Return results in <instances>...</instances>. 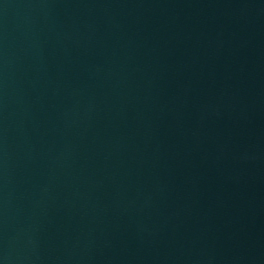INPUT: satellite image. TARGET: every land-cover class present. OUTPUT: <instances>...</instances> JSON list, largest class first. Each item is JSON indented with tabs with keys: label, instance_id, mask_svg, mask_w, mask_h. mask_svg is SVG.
<instances>
[{
	"label": "water",
	"instance_id": "obj_1",
	"mask_svg": "<svg viewBox=\"0 0 264 264\" xmlns=\"http://www.w3.org/2000/svg\"><path fill=\"white\" fill-rule=\"evenodd\" d=\"M0 264H264V0H0Z\"/></svg>",
	"mask_w": 264,
	"mask_h": 264
}]
</instances>
